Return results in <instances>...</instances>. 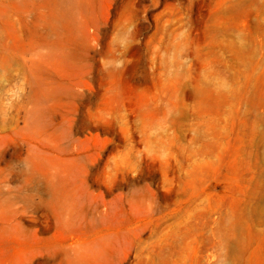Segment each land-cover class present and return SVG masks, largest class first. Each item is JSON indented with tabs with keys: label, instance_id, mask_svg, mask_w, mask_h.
<instances>
[{
	"label": "rangeland",
	"instance_id": "rangeland-1",
	"mask_svg": "<svg viewBox=\"0 0 264 264\" xmlns=\"http://www.w3.org/2000/svg\"><path fill=\"white\" fill-rule=\"evenodd\" d=\"M0 264H264V0H0Z\"/></svg>",
	"mask_w": 264,
	"mask_h": 264
}]
</instances>
